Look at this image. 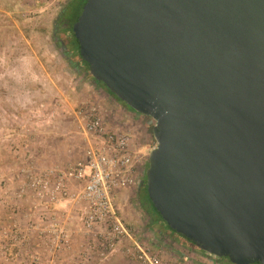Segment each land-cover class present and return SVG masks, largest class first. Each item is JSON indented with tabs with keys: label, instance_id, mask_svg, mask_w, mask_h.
<instances>
[{
	"label": "water",
	"instance_id": "1",
	"mask_svg": "<svg viewBox=\"0 0 264 264\" xmlns=\"http://www.w3.org/2000/svg\"><path fill=\"white\" fill-rule=\"evenodd\" d=\"M72 30L94 79L156 121L146 184L167 224L264 264V0H87Z\"/></svg>",
	"mask_w": 264,
	"mask_h": 264
},
{
	"label": "rangeland",
	"instance_id": "2",
	"mask_svg": "<svg viewBox=\"0 0 264 264\" xmlns=\"http://www.w3.org/2000/svg\"><path fill=\"white\" fill-rule=\"evenodd\" d=\"M68 2L0 0V264L107 262L85 258L83 215L73 199L59 195L47 206V195L40 199L28 185L32 175L44 177L50 171L51 180L56 179L60 170L83 154L85 143L74 111L83 102L103 101L104 94L115 98L89 72L78 69L70 55L69 37L56 30V20ZM129 111L126 117L118 109L117 116L125 120V127L134 133L135 147H143L146 156L135 183L121 191L116 204L133 236L170 262L225 264L152 226L138 194L150 148L157 146L156 121ZM54 219L68 231V243L54 242L49 226ZM128 245L130 241H124L119 253L126 252ZM125 256L119 257L123 258L119 264H140L128 253Z\"/></svg>",
	"mask_w": 264,
	"mask_h": 264
},
{
	"label": "built area",
	"instance_id": "3",
	"mask_svg": "<svg viewBox=\"0 0 264 264\" xmlns=\"http://www.w3.org/2000/svg\"><path fill=\"white\" fill-rule=\"evenodd\" d=\"M106 117V111L104 113L99 104L83 102L74 111L85 143L83 154L70 167L60 170L56 179L51 180L53 171H50L44 177L32 175L28 185L40 199L47 195V206L59 195L74 200L83 215L85 258L106 260L120 250L124 241L129 240L126 252L140 264H180L167 261L144 247L120 215L117 196L135 183L138 166L146 153L135 147L136 140L130 128H109ZM154 148H150L149 153ZM25 189L24 184L21 190ZM49 226L54 242H69V233L59 221L54 219ZM207 256L213 262L220 260L214 255Z\"/></svg>",
	"mask_w": 264,
	"mask_h": 264
},
{
	"label": "trees",
	"instance_id": "4",
	"mask_svg": "<svg viewBox=\"0 0 264 264\" xmlns=\"http://www.w3.org/2000/svg\"><path fill=\"white\" fill-rule=\"evenodd\" d=\"M87 0H69V2L65 5V7L62 9L61 13L59 14V18L56 20V30L59 32L64 33L67 37L70 39V43L72 45V50L70 51L71 58L77 62L78 69H80L82 72H89L90 73V66L89 64L81 57L80 54V44L78 39L75 37V34L72 30V26L75 22L78 21L79 16L82 13L83 7L86 4ZM91 75V73H90ZM92 76V75H91ZM98 83L104 85L106 88L107 86L102 81H97ZM109 91V89L107 88ZM109 93L114 96L119 102L124 104L126 107L131 109L128 105H126L125 102L118 99L113 93L109 91ZM149 165V164H148ZM139 201L142 205V207L146 210V212L151 217V224L153 227H158L159 229H165L173 238L179 240L181 243H184L186 245H189L191 247H194L198 250H200L203 254L208 255V253L202 251L197 247V245L186 238L181 233L176 232L173 230L167 222L163 219L161 214L157 211L155 208L152 200L149 197L148 190H147V184H146V175L145 179L143 181V185L139 190ZM220 260H222L225 264H234L231 262L229 257H221ZM252 264H259V263H252Z\"/></svg>",
	"mask_w": 264,
	"mask_h": 264
},
{
	"label": "crops",
	"instance_id": "5",
	"mask_svg": "<svg viewBox=\"0 0 264 264\" xmlns=\"http://www.w3.org/2000/svg\"><path fill=\"white\" fill-rule=\"evenodd\" d=\"M101 97H102L101 100H103V101H100V100L98 101L97 99L92 100V101L99 104L101 106L102 110L104 111V113L106 111V113H107L106 119H107V124H108L109 128H116L117 126L124 128L125 127V123H124L125 120L123 121L120 116H117L118 109H123L124 110L123 113L126 115V117H130V115L128 114V112H130L129 109L122 106L120 104V102L115 98H114V100L111 98L113 101L112 102L111 99H109L110 97H108V95H106V94L102 95ZM89 101H91V100H89ZM125 110H127V113ZM130 114H131V112H130ZM140 148L143 151V147H140ZM119 252L120 251H118L117 253H113L111 256H109L107 258L108 260L106 259V261H107L106 264H119L121 262V260H123V258H119L120 256L124 257L125 256L124 254H126L125 257H127V253L125 251H123L122 253H119Z\"/></svg>",
	"mask_w": 264,
	"mask_h": 264
},
{
	"label": "flooded vegetation",
	"instance_id": "6",
	"mask_svg": "<svg viewBox=\"0 0 264 264\" xmlns=\"http://www.w3.org/2000/svg\"><path fill=\"white\" fill-rule=\"evenodd\" d=\"M121 103V102H120Z\"/></svg>",
	"mask_w": 264,
	"mask_h": 264
}]
</instances>
